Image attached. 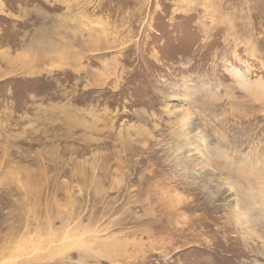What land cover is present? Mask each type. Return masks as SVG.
I'll return each mask as SVG.
<instances>
[{"label":"rangeland","instance_id":"rangeland-1","mask_svg":"<svg viewBox=\"0 0 264 264\" xmlns=\"http://www.w3.org/2000/svg\"><path fill=\"white\" fill-rule=\"evenodd\" d=\"M263 195L264 0H0V264H264Z\"/></svg>","mask_w":264,"mask_h":264},{"label":"bare ground","instance_id":"bare-ground-1","mask_svg":"<svg viewBox=\"0 0 264 264\" xmlns=\"http://www.w3.org/2000/svg\"><path fill=\"white\" fill-rule=\"evenodd\" d=\"M181 120V119H180ZM190 123H189V121H188V119L185 117V120H183L182 122H181V124H180V137L179 138H182V145H181V147H183V148H186V147H189V145H191V143H190V140H189V135H190V133L193 131V129H191L190 128ZM191 129V130H190ZM192 134V133H191ZM181 140V139H180ZM187 152L189 151V150H186ZM201 155V154H200ZM191 157V156H190ZM187 164H188V167L190 168V170H191V172H193V174H194V170H193V167H194V165L192 164V160L190 159V160H188L187 161ZM200 171V170H199ZM201 172V171H200ZM199 174H201V173H199ZM197 175V174H196ZM203 175V174H202ZM190 178V177H189ZM197 178V177H196ZM207 180V182L206 183H204L206 186H207V184H211L210 182V179L209 178H207L206 179ZM223 185V186H222ZM210 186V185H209ZM225 186V184H223V182L222 183H220V185H219V187H214V188H212L213 190H214V192H216L217 193V191H218V189L217 188H220V187H224ZM207 188H208V186H207ZM221 192V193H220ZM219 193L222 195H225V199H228V197H229V194L226 192V191H224V190H220L219 191ZM260 196V198L262 197L261 195H259ZM264 196V195H263ZM259 198V199H260ZM263 198V197H262ZM216 200V199H215ZM222 200V199H221ZM229 200V199H228ZM223 201V200H222ZM227 201V200H226ZM263 201V200H262ZM222 203V202H221ZM230 207V206H229ZM231 207H232V210L231 211H234V212H237V217L239 218H243V221H242V225H243V222L246 224L247 222H248V217H246V211H245V208H240V206L239 205H237L236 203H233V205H231ZM230 207V208H231ZM232 214H233V212H232ZM240 221H241V219H240ZM236 222V221H235ZM77 233H79V232H77ZM69 238V237H68ZM92 243V242H91ZM95 243V242H94ZM98 245V244H97ZM58 246V245H57ZM76 246V245H75ZM75 251V250H74ZM116 252V251H115ZM110 255V254H109ZM75 256V255H74ZM79 256V259L80 260H82V259H84V258H86V257H88L86 254H84V253H82V254H80V255H78ZM114 256V255H113ZM67 258H69V257H67ZM78 258V257H77ZM72 259H74V258H72ZM82 264H84V263H82Z\"/></svg>","mask_w":264,"mask_h":264}]
</instances>
